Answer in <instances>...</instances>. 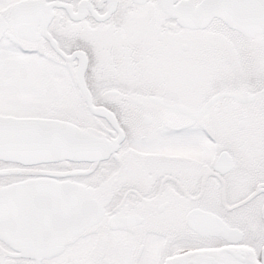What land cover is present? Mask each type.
Here are the masks:
<instances>
[{
	"label": "snow or ice",
	"instance_id": "obj_1",
	"mask_svg": "<svg viewBox=\"0 0 264 264\" xmlns=\"http://www.w3.org/2000/svg\"><path fill=\"white\" fill-rule=\"evenodd\" d=\"M0 264H264V0H0Z\"/></svg>",
	"mask_w": 264,
	"mask_h": 264
}]
</instances>
